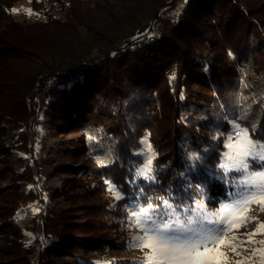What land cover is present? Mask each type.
I'll use <instances>...</instances> for the list:
<instances>
[{"label":"trees","instance_id":"trees-1","mask_svg":"<svg viewBox=\"0 0 264 264\" xmlns=\"http://www.w3.org/2000/svg\"><path fill=\"white\" fill-rule=\"evenodd\" d=\"M18 1L0 0V122L16 129L9 148L22 151L17 181L27 190L0 197V233L11 240L0 246V264L12 255L14 264H133L122 253L134 210L161 197L177 206L202 198L210 212L230 201L239 174L218 167L229 121L239 117L250 133L255 126L253 139H264V0H30L38 16L24 21L11 11ZM156 26L159 36L149 40ZM45 106L80 134L86 161L75 173L96 199L95 219L68 229L56 224L67 210L42 188L49 164L37 149V124ZM145 137L156 153L155 183L134 178ZM197 184L202 196L190 186ZM29 205L39 211L24 243L13 214Z\"/></svg>","mask_w":264,"mask_h":264},{"label":"snow or ice","instance_id":"snow-or-ice-1","mask_svg":"<svg viewBox=\"0 0 264 264\" xmlns=\"http://www.w3.org/2000/svg\"><path fill=\"white\" fill-rule=\"evenodd\" d=\"M29 12L31 14V10ZM172 79H175V74L170 77ZM238 121L239 117L229 121L233 132L227 137L226 147L230 151L225 154L226 162L218 166L226 174H239L234 185L236 193L215 212H210L202 198L194 199V206H177L171 199L163 197L159 198L160 203L148 202L146 206L134 210L131 218L140 234L133 236L132 246L142 250L149 249L141 264H223L221 256L224 254L219 252L217 245L227 243L233 250L236 249L235 243L224 239L228 231L241 226L235 221L243 220L246 225L248 219L243 213L252 204H258L264 210V139H253L256 134L255 126H252L250 133L248 127H241ZM141 143L145 146L144 151L136 154L144 156L145 163L143 167L137 168L134 178L142 177L155 183L157 175L153 160L156 153L147 137ZM188 159L196 162L200 160V156L198 153H189ZM253 162L259 163L261 169L255 170ZM180 176L183 178L184 174L181 173ZM105 183L116 200L124 199L122 191L115 184L107 180ZM190 186L200 189L202 196L199 184ZM178 207L182 211H178ZM259 229L264 233V222L259 224ZM256 231V226H253L252 234ZM247 243L250 241L242 242L239 246L243 247ZM257 251L264 264V249Z\"/></svg>","mask_w":264,"mask_h":264},{"label":"rangeland","instance_id":"rangeland-1","mask_svg":"<svg viewBox=\"0 0 264 264\" xmlns=\"http://www.w3.org/2000/svg\"><path fill=\"white\" fill-rule=\"evenodd\" d=\"M182 7L183 3H178L176 8L172 9L173 13ZM15 9L17 10L15 13L18 21L31 20L38 16L37 13L32 11L30 0H19L15 4ZM29 10H31V14ZM158 36L159 34L152 35L150 36V40ZM122 44L124 45L126 42L123 41ZM40 115L41 121L37 124L39 129L37 149L42 152L44 159L49 164V166H43L45 177L42 181L44 185L42 188H45L44 191L46 190L51 194L52 204L67 210L59 211V214L57 213L58 221H56V224L68 229L69 226L73 225L72 223L84 221L85 217L91 222V220L95 219L96 214L91 211L92 207L90 204L96 203V199L94 193L87 194L86 190L82 188L86 180L79 178L81 174L75 173L86 161L81 149H77L76 146L80 134L68 127L65 117L58 121L59 117H56V111L51 110L47 106L42 109ZM56 121L59 124H56ZM232 132L233 129L229 134ZM16 136V129L10 123L0 122V159L5 158L3 163H0V173L3 174H0V197L5 200L10 199L17 192L25 193L27 190V186H20L17 181V175L22 170V163L19 160L22 151L17 148H9V145L13 143ZM229 151L228 148L224 151V162H226L225 154L229 153ZM85 177L89 182L92 180L93 184L97 183V179L91 176ZM17 186H20V188ZM3 199H0V202H3ZM37 209L38 207L34 205L19 207L13 214L14 223L22 230V236L19 240L24 243H29L34 237L27 227L31 224L30 218L37 212ZM243 215L247 217L248 223L245 225L243 220L237 219L235 222L241 226L239 228H232L224 237L225 241L235 243L237 245L236 249L233 250L227 243L217 245L219 252L224 254L221 256L223 264H262L260 252L257 249H264V233L259 229V224L264 222V210H261L258 204H252L250 209L245 211ZM253 226H256L257 229L255 234H252ZM139 234L132 218H130L127 232L129 248L122 255L123 257H131L134 261L133 264H141L144 254L149 251L148 248L142 250L132 246L133 236ZM76 235L79 236L81 234ZM69 237H74V232ZM54 238L56 241H59L61 237L56 235ZM62 239L65 241L62 242ZM62 239L60 240L59 247L63 249V252H66V245L68 246L67 240L71 239L66 235ZM246 241H250V243L245 244L243 247L239 246L242 242ZM10 244L11 240H9V236L0 233V246ZM15 261L16 259L12 255L3 260L2 264H14L16 263ZM94 263L107 264L100 260H95Z\"/></svg>","mask_w":264,"mask_h":264},{"label":"built area","instance_id":"built-area-1","mask_svg":"<svg viewBox=\"0 0 264 264\" xmlns=\"http://www.w3.org/2000/svg\"><path fill=\"white\" fill-rule=\"evenodd\" d=\"M180 4V3H179ZM173 12V11H172ZM160 33V31H159V29L156 27V30H155V32L152 34V35H158ZM151 35V36H152ZM149 40H150V37H149Z\"/></svg>","mask_w":264,"mask_h":264}]
</instances>
